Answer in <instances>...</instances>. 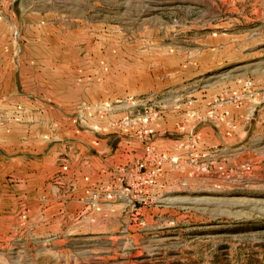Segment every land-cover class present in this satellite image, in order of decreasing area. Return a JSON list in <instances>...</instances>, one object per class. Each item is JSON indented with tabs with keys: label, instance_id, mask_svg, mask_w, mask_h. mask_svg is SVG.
Here are the masks:
<instances>
[{
	"label": "rangeland",
	"instance_id": "374dc122",
	"mask_svg": "<svg viewBox=\"0 0 264 264\" xmlns=\"http://www.w3.org/2000/svg\"><path fill=\"white\" fill-rule=\"evenodd\" d=\"M0 264H264V0H0Z\"/></svg>",
	"mask_w": 264,
	"mask_h": 264
}]
</instances>
